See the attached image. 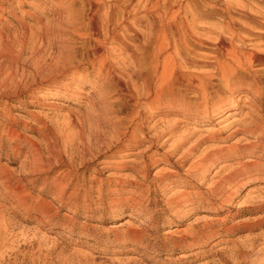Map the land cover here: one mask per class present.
Here are the masks:
<instances>
[{
  "label": "rangeland",
  "instance_id": "1",
  "mask_svg": "<svg viewBox=\"0 0 264 264\" xmlns=\"http://www.w3.org/2000/svg\"><path fill=\"white\" fill-rule=\"evenodd\" d=\"M71 1L0 0V180L5 181L0 182V264H229L238 246L247 248V264L258 261L261 253L264 256V84H258L261 97L224 91L222 113L212 112L216 101L207 103L189 92L183 106L151 108L143 95L144 78L136 74L146 71L145 63L136 68L131 58L141 61L144 56L132 40L127 48H105L110 59L123 65L117 68L125 70L113 79H95L96 71L84 67L80 72L61 66L37 72L39 58L57 59L66 44L80 57L85 53L86 38L81 34L87 32L67 29ZM209 2L220 9L247 6L248 13L262 7L251 0ZM75 4L81 8V0ZM230 16L245 21L238 13ZM220 17L199 20L195 31L216 38L207 29L222 28ZM134 25L146 30L147 20L141 17ZM211 54L203 49L194 56L204 62ZM188 71L199 75L212 68L200 65ZM239 98V106L249 104L252 110L244 105L238 107L239 114L227 118ZM249 112L260 127L258 134L232 133ZM175 121L179 124L174 137L164 147V141L135 146L118 136L137 126L146 132L171 129ZM96 138L102 141L98 150L82 158L81 141L94 144ZM48 144L64 166L59 168L45 155L53 170L30 172L28 153ZM174 144L181 145L176 152ZM189 148L193 153L182 157ZM142 159L148 163L147 180L131 168L140 169ZM195 163L198 176L207 167L206 181L188 171ZM165 173L174 176L164 177L160 186L155 177ZM125 178L134 179L142 190L115 185ZM224 178L231 181L219 192ZM188 196L193 202L186 201ZM196 198L204 203L197 205ZM130 206L136 207L134 212ZM203 215L226 220L227 227H241L224 242L217 243L220 234L188 249L172 243L175 238L166 239L200 228ZM168 231L172 233L166 236Z\"/></svg>",
  "mask_w": 264,
  "mask_h": 264
},
{
  "label": "bare ground",
  "instance_id": "2",
  "mask_svg": "<svg viewBox=\"0 0 264 264\" xmlns=\"http://www.w3.org/2000/svg\"><path fill=\"white\" fill-rule=\"evenodd\" d=\"M251 1L261 4V9L258 11L250 10L248 13L247 6H240L239 4H236V6L230 4L227 8L225 6L220 9L211 5L209 0H81V8H79L73 0L68 6L70 9L67 16V29L76 33L80 31L87 32L81 34V37L86 38L85 42L82 43L84 55L80 57L77 53L75 54L72 48L66 44L62 47V50L66 51L60 53L57 59H51L48 62L46 58H39L35 70L39 72L45 68L61 66V69L65 71L75 69L80 72L82 67L85 69L92 68L93 71H96L93 73L95 79L106 78L110 80L115 77L116 73L124 75L125 70L122 71L117 68L119 62L110 59L109 55L111 53L105 48L112 44L126 47L128 40L137 41L139 45L136 51L140 52L144 58L141 61L134 58V55L131 58L134 61L133 64L137 66L136 68H139L138 65L141 62L145 63L146 71L142 72L143 70L140 68L141 71L138 70L139 72H136V74L144 78L143 95L150 101L149 106L151 108H154V106L155 108L183 106L186 101V94L189 92L194 93L196 97L204 98L207 103L216 101L212 106V112L222 113L224 107L219 102H223L221 97L224 96V91H229L230 94L243 93L256 97L263 95V91H260L258 84H264V1ZM232 12L241 15L245 21L240 23L231 18L230 14ZM218 15L221 16L218 22L223 27L216 28L217 30L207 29L208 32L216 34V38L203 37L195 31L199 28L197 23L199 20ZM141 17L147 20L146 30L134 25V21ZM203 49H208L212 53L211 57H206L207 60L204 62L197 60L194 56L197 50ZM200 65L211 67L212 71L199 75L188 71V68ZM216 80L220 84L216 85L217 83H214ZM153 81L156 82L155 85ZM217 86L219 87L217 88ZM78 92L82 91L78 90ZM134 93L137 95L138 91L136 90ZM164 99L168 101L163 103ZM230 100L229 97L227 101L230 102ZM240 100L241 98L238 99L236 108L227 113V118L239 114L238 107L242 108L245 105L239 106ZM205 107L208 108L206 104ZM245 107L252 110V106L249 104ZM212 116L214 115H208L209 118ZM178 124L175 121L172 123L171 129L164 128L156 131L153 129L149 132L137 126L133 132L121 131L122 133H119L118 136L134 143L135 146H139L148 140H151L152 146L160 145L164 141L161 144L164 147L174 137L173 133ZM259 129L258 123L253 120L252 112H249L246 113L245 122L234 129L232 133L241 132L248 135H257ZM81 142L82 158H84L86 152L91 153L93 149L98 150L102 144L99 138H96L94 144L91 141L85 143L82 140ZM180 147V144L177 147L174 144L172 149L176 152ZM192 153L193 149L189 148L182 154V157H188ZM45 155L49 162L58 164L59 168L64 166L62 158L56 154L55 149L50 144L44 149L34 146L31 152L28 153L30 172L39 175L46 172V169L53 170L51 164L45 162ZM100 155V153L94 155L93 159ZM103 162H107L106 159ZM140 163V169L133 166L131 168H133L135 174L141 176L143 180H147L148 163L145 160ZM195 164L196 167L193 168L191 165L188 171L195 178L206 181L207 167L200 171L201 175L198 176L197 172H193L197 168V163ZM200 167L203 168L202 165ZM167 176L173 177L174 175L172 173L159 174L155 177V180H158L160 186H162L164 177ZM230 181L231 178L222 179L218 183L219 189L217 191L221 192L225 184ZM0 182L5 183L4 179H1ZM115 185L131 186L135 191L142 190L140 184L130 178L121 179ZM199 185H202V183H199ZM65 191L66 187H63L61 197ZM187 200L193 202L189 196L186 197ZM195 203L200 205L204 202L202 199L196 198ZM206 204L209 205L211 202ZM128 208L131 212L136 209L135 206ZM170 221L171 219H169ZM218 223L220 228H216ZM199 225H201L200 228ZM243 226L247 227L249 224ZM197 227L198 229L190 228L189 233L186 232L184 236L178 238L171 235L168 237L167 235L172 233L168 231L165 233L166 239L172 240L175 238L177 240L172 243L188 249L199 243H206L214 236L221 234V238L217 242L221 243L225 241V237L241 227V224L227 227L226 220L207 219V216L203 215L198 219ZM134 236L140 237L141 235L135 233ZM246 249L238 246L236 253L232 252L230 255L229 264H247ZM260 255V259L258 261L253 260L251 264H264L263 253Z\"/></svg>",
  "mask_w": 264,
  "mask_h": 264
}]
</instances>
